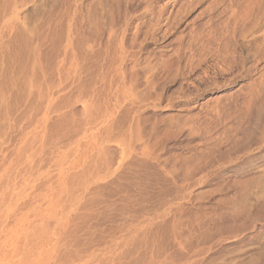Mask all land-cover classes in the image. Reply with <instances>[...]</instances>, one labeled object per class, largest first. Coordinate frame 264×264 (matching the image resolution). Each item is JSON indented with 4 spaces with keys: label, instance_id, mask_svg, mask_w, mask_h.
<instances>
[{
    "label": "rangeland",
    "instance_id": "obj_1",
    "mask_svg": "<svg viewBox=\"0 0 264 264\" xmlns=\"http://www.w3.org/2000/svg\"><path fill=\"white\" fill-rule=\"evenodd\" d=\"M0 264H264V0H0Z\"/></svg>",
    "mask_w": 264,
    "mask_h": 264
}]
</instances>
